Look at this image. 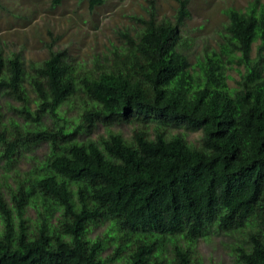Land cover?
Masks as SVG:
<instances>
[{"label": "trees", "instance_id": "trees-1", "mask_svg": "<svg viewBox=\"0 0 264 264\" xmlns=\"http://www.w3.org/2000/svg\"><path fill=\"white\" fill-rule=\"evenodd\" d=\"M176 2L175 20L158 21L150 1L91 67L51 51L27 69L0 51V99L20 103L8 122L0 105V163L15 173L0 185V264H203L193 250L212 232L246 234L231 264H264V0L224 9L194 62L192 0ZM98 123L108 136L92 139ZM122 123L136 125L130 139L110 130ZM173 126L201 130L199 146ZM39 144L49 153L15 168Z\"/></svg>", "mask_w": 264, "mask_h": 264}, {"label": "rangeland", "instance_id": "rangeland-1", "mask_svg": "<svg viewBox=\"0 0 264 264\" xmlns=\"http://www.w3.org/2000/svg\"><path fill=\"white\" fill-rule=\"evenodd\" d=\"M102 6L90 10L88 0H0V51L5 57L19 53L28 69L30 62H43L50 57L51 51H67L75 64L93 66L96 54L107 52L110 43H118V29H134L138 24L133 16L147 17L146 8L152 0H104ZM157 5L158 21L175 20L176 0H154ZM252 0H192L190 5L191 17L186 20L182 31L188 40V51L193 56L202 51L204 44L215 46L219 38V27L227 22L223 10L229 6L245 8ZM256 53L254 46L253 55ZM229 81L230 86L236 85L239 76ZM30 94V86L26 84ZM34 98L35 94L32 93ZM4 121L18 119L16 109L19 102L0 99ZM35 108L34 105H32ZM65 115L72 121L77 115V109L65 106ZM63 123V122H62ZM136 125L122 123L110 128L114 133L122 134L126 139L133 136ZM174 133H182L187 141L199 146L203 132L185 126H173ZM88 134L84 135L87 136ZM83 136V137H84ZM108 136V128L96 124L89 135L92 139ZM88 137V136H87ZM49 153L47 144H39L27 151L15 164V168L26 171L34 162L29 156L42 159ZM15 173L4 169L0 163V185L4 191L7 186L15 185ZM8 198V195L6 196ZM30 215L35 216L34 211ZM108 224L93 226L90 237L106 235ZM245 233L241 235H225L212 232L206 238L198 241L193 257L200 259L203 264H231L237 248L244 245ZM108 247L103 256L111 254Z\"/></svg>", "mask_w": 264, "mask_h": 264}]
</instances>
